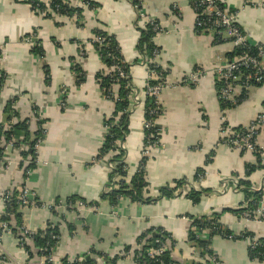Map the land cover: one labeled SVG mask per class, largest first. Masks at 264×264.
I'll use <instances>...</instances> for the list:
<instances>
[{"label":"crops","instance_id":"obj_1","mask_svg":"<svg viewBox=\"0 0 264 264\" xmlns=\"http://www.w3.org/2000/svg\"><path fill=\"white\" fill-rule=\"evenodd\" d=\"M69 1L71 6H78L74 0ZM89 1L96 7L79 6L83 9V26L78 27L74 18L46 19L35 14L26 0H0V69L7 77L0 90V125L4 122L5 104L14 98L13 109L21 118L31 117V110L36 107L45 120L36 166L27 172L25 180L26 189L43 206L22 211L23 224L30 232L43 230L48 222L58 225L60 239L54 264H61L64 258L69 264H84L86 257V262L107 264L98 254L110 259L122 255L125 247L133 248L140 236L152 230L169 233L177 242L175 257L191 260L193 251L186 242L190 218L237 210L244 194L224 191L223 182L236 178L252 185L261 176L259 170L245 176L246 167L254 166L255 156L222 145L220 132L222 122L234 130L264 114V85L251 87L240 105L221 111L216 69L228 59L233 45L227 33L220 43L210 34L196 33V17L188 0H138L144 18L137 23L136 12L127 0ZM218 1L238 13L237 22L247 38L264 50V0ZM148 20H156L161 28L154 38L161 49L156 63L168 74L159 97L163 113L155 121L160 129L159 145L151 150L145 164L148 190L144 196L156 199L160 189L173 187L175 181L184 179L194 189L212 191L203 195L198 204L184 195L149 204L122 197L113 207L101 198L109 169L104 161L95 158L106 133L103 121L113 114L114 104L101 95L95 80L104 67L89 40L94 29L106 31L116 38L125 61L131 63L138 56L135 23L143 26ZM32 34L34 42L39 41L43 47L42 60L30 53L31 46L25 42ZM261 60L264 64V53ZM74 65L86 75L80 86L75 84ZM44 66L49 69V84L45 83ZM196 73L199 75L195 81L184 84L183 79ZM131 78L133 87L143 93L145 68L135 65ZM143 115L144 97L131 111L129 134L124 142L129 176L135 174L141 159ZM258 144L264 146V132L259 135ZM21 147L8 150L6 166L0 163V216L4 213L3 195L23 182L22 170L18 168L20 151L25 149L23 142ZM211 152V161L206 164ZM198 169L204 171V178L196 184L193 178ZM68 198L78 199L77 207L69 208ZM52 206L56 216L50 210ZM221 222L235 234L248 231L264 238V224L239 221L231 212H224ZM0 240V247L11 262L25 263L26 254L11 233L3 234ZM211 250L222 264H259L249 259L245 240L214 237ZM115 264L135 262L129 256Z\"/></svg>","mask_w":264,"mask_h":264},{"label":"trees","instance_id":"obj_2","mask_svg":"<svg viewBox=\"0 0 264 264\" xmlns=\"http://www.w3.org/2000/svg\"><path fill=\"white\" fill-rule=\"evenodd\" d=\"M19 2L20 0H14ZM86 3L87 7L92 9L96 7V4L89 0H81ZM130 2L137 14L142 10L141 3L138 0H127ZM190 7L201 0H188ZM26 3L30 6L31 10L37 14L42 15L46 19H52L54 16H65L68 18H76V26H83V9L75 8L70 5L69 0H26ZM47 3V4H46ZM216 7L219 9L227 10L235 13L233 9H229L226 5L220 1H215ZM202 7L196 9L201 12ZM50 10V11H49ZM194 13L196 12L193 10ZM196 15V13H195ZM138 17V15H137ZM137 23V22H136ZM135 23L136 30L138 32V39L136 44L137 58L129 63L126 62L120 46L113 35H110L102 29H94L92 32V38L89 43L95 49L99 56L100 62L104 69L95 76V80L99 86L101 95L113 102L114 111L113 114L103 121L106 128L103 144L95 158L96 161H104L107 165L111 163L114 165L113 170H110L107 176V183L105 190L101 196L102 199L108 200L111 206L115 207L122 197H128L131 201L138 204H149L162 198H176L184 195V197L190 200L193 204H198L203 195L212 193L211 190L194 189L190 186L187 180L175 181L173 187H165L160 189L158 198L145 197L144 193L148 190V184L145 180V164L146 158H141L139 161V167L136 173L129 176L127 173V165L125 164V150L119 147L120 143L125 142V137L129 134V118L131 115L129 106V94L130 88L133 86L131 78V69L137 65L140 61L145 59V70L149 76L161 77L164 82L168 74L167 69H163L156 63V58L160 54L161 49L155 45L154 38L160 31V26L156 20L149 21L143 26H138ZM237 25L240 31L245 35L243 29ZM196 33H206L199 28L195 27ZM225 34V33H224ZM216 43L222 42V36L212 34ZM246 36V35H245ZM28 37V36H27ZM247 37V36H246ZM231 42V40H230ZM82 46V44H80ZM82 48V47H81ZM258 45L253 44L247 38V44L245 46L233 47L232 52L228 55V59H233L235 56H241L244 53L248 55H256ZM30 53L39 59L44 58V51L41 43L37 41L34 46L30 47ZM81 54L84 56V51L81 50ZM1 58V51H0ZM74 60H72L73 62ZM45 76V83L49 84L50 74L47 66L43 67ZM72 72L75 76L76 86H80L86 78L84 71L77 65H74ZM120 74H123L121 76ZM6 73L0 69V90L4 86L6 80ZM186 79V78H185ZM183 79V81L185 80ZM159 83L155 79L149 77L147 80V86L152 87ZM182 83V82H181ZM222 82L217 79L216 89L217 95L222 88ZM262 84L251 85V87H260ZM250 87V88H251ZM116 89V91L114 90ZM249 88V89H250ZM242 91L235 104H222L219 100V106L221 111L233 109L240 105L246 98L248 91ZM147 91V90H146ZM16 98L7 101L3 109L4 122L0 125V144H8L12 139L17 140L12 143V149H19L21 142L25 146L24 150L20 151L21 161L18 168L22 170L23 182L19 186L12 187L9 190L4 201V213L0 216V223L7 225V228L11 232L14 238L18 240V246L24 250L27 255L25 264H39L40 259L47 257L50 254L51 249H55L59 243L60 233L58 225L48 222L43 230L36 231L34 233L25 232L23 224V214L20 211V201L18 199L21 191L26 189L25 180L27 178V172L34 169L36 166V149L35 146L38 141L44 137L43 125L45 120L39 116L38 109L33 107L31 117L21 118L20 115L13 109V104ZM155 98L150 97L148 94L144 100V121L150 122L152 126L149 129H144L143 146L154 144L160 140V129L155 124L156 119L163 113L161 106L155 104ZM264 105V104H263ZM157 109V114H150L151 111ZM35 121V129H31V123ZM244 128H236L234 131H243ZM158 132V133H157ZM157 133V134H156ZM20 138L22 141L20 142ZM30 150L31 153H27ZM3 151L4 147L0 146V163L3 165ZM213 152L206 159V164L210 163ZM254 166H247L245 170V176H250L255 171ZM204 177V171L198 169L194 175L193 182L199 180L198 176ZM238 184L241 192L244 194L245 199H256V194L250 191L251 184L245 180H238ZM115 186L117 188H115ZM186 189V190H185ZM182 190H185L183 193ZM36 204L40 207L42 204L39 199L35 197ZM75 198H68L66 201L68 204L74 203ZM85 203L83 200H79ZM58 202V201H57ZM96 207L97 204H88ZM53 215L56 216L54 207H50ZM224 212H231L237 214L236 210H223L221 212H211L208 215L190 218V225L187 233L186 242L189 248L193 251V259L191 260H179L175 257L174 251L177 246V242L172 236L163 231L155 230L149 231L136 240V245L132 247H125L123 253L131 252L132 258L135 264H212L210 258L215 257V254L211 250V241L214 237H221L223 239H230L233 241L245 240L246 237H254V235L248 231L239 235L234 234L226 226L221 223V215ZM69 231H72V227L68 226ZM207 230L208 235L205 238L199 235ZM1 231V229H0ZM1 233V232H0ZM260 242H264V238H259ZM166 245L167 250L160 255H151L149 250H156L161 245ZM260 248L251 251L248 248V256L250 260H254L255 254L259 252ZM93 252V251H92ZM107 264H115L117 260L123 259L125 256L119 255L112 259L99 255ZM43 264H50L44 261ZM61 264H69L66 259L61 260ZM72 264H81V262H74ZM84 264H95L94 260L85 262Z\"/></svg>","mask_w":264,"mask_h":264},{"label":"built area","instance_id":"obj_3","mask_svg":"<svg viewBox=\"0 0 264 264\" xmlns=\"http://www.w3.org/2000/svg\"><path fill=\"white\" fill-rule=\"evenodd\" d=\"M74 1L78 3V6H72V7L81 8L79 7L81 4L83 6H87L86 3H83L81 0H74ZM215 1L216 0H201L199 1V3H196V5L193 6V10L195 11L196 9L200 7L203 8L201 12H198V11L195 12L196 13L195 27L201 29L202 31H205L206 33L210 35L216 34L218 36H223L224 33H227L229 35V38L232 42L233 47L245 46L247 44V37L240 31L237 25L238 13L237 12L233 13L227 10H223V9L221 10L217 8ZM73 18L76 20L75 17ZM143 18H144L143 9L140 11L139 14H137L136 12V22L141 21ZM149 21H152V20H148L147 22ZM160 31H161V28H160ZM34 36L35 35L32 34L31 36L25 39V42L31 47L34 46V43H35ZM0 51H1V48H0ZM263 53H264V50L261 47H259L257 48L256 55H248L247 53H244L239 57L235 56L233 59H227L223 65L217 67L216 69L217 79H219L223 84L222 88L220 89L218 93V100L222 104L229 103L232 105V104L237 103L238 97L241 95L242 91H247L253 84L264 85V64L262 63V60H261ZM144 61L145 59H143V62L140 61L137 65H140L145 68ZM146 74H147V80L149 79V77H151L152 79L159 81V83L155 86L148 87L147 80H146L145 89L143 93L140 91H137L132 86L130 88V94H129L130 111H132L137 105H139L143 101V97L145 100V97L147 94L150 97L155 98L156 105L161 106L159 103V97H160V94L163 88L166 86L165 80L163 82L162 81L163 79L161 77L149 76L147 71H146ZM120 75L123 76V74H120ZM198 75L199 73H196L186 78L184 80V84L195 81L198 78ZM150 114H157V109L151 111ZM151 126L152 124L150 122L143 121V133H144V129H149ZM263 132H264V114H258L251 121V123L248 126L244 127V130L240 132L230 129L224 122H222V126H221V132H220L221 144L235 151H239L242 153L248 152L254 155L256 159L255 164H254V167L256 168L255 170L261 171L260 178L257 179V181H255L250 186V191L255 193L257 198L256 199H253V198L245 199L244 198L236 210L238 211V213L235 214L236 218L239 221H242L245 223L253 222L257 224H264V146L258 144V137ZM44 136H45V130H44ZM143 139H144V136H143ZM42 140L38 141V143L35 146L36 156H37V148ZM16 141L17 140L12 139L11 142L8 144H5V143L0 144L1 147H4L3 162L5 164L3 165L1 163L3 166H6L7 164L6 158H7L8 150L12 148L11 147L12 143ZM158 145H159V141L155 142L154 144L147 145L145 147L142 146L141 158H146V161H147V158L149 157L151 150L158 147ZM119 147L125 150L124 143H120ZM20 148H22L21 145H20ZM107 167L110 171V170H113L114 165L111 163H108ZM138 167L139 166H137L136 171ZM198 178L199 180L194 183L196 184L201 183L204 177L199 175ZM190 186L194 188L193 185H190ZM115 188L117 187L115 186ZM222 188L224 191H229V190H231L232 192L241 191L239 184H238V179L236 178H233L228 181H224L222 184ZM183 191L184 190H182V192ZM8 192L9 191H6V193L3 195V204H4V201H5V198ZM18 199L20 201V211H26L28 209L38 207L36 204L35 197L32 196V194L29 193L27 189H24L23 191L20 192ZM68 205H69L68 207L71 209L77 207V204L75 202L70 203ZM42 206L43 205H41L40 207ZM0 229H1L0 238L3 234L11 233L9 229L7 228V225L4 223H0ZM25 232L34 233V232H30L29 230H27V228H25ZM244 232L246 231H243L242 233ZM239 234H236V235H239ZM207 235H208L207 230H204L199 236L202 238H205ZM245 241L247 242L248 248L251 251H254L260 248L259 252L255 254V258L253 261L258 262L259 264H264V242L263 243L260 242L259 238L255 236L246 237ZM0 244H1V240H0ZM56 249L57 248L51 249L50 254L47 257L40 259V262L44 263V261H47L50 264H54V261H55L54 254L56 252ZM166 250H167V246L164 244V245H161L159 249L149 250V253L151 255L158 256L161 253L165 252ZM123 255L125 257L132 256L131 252L126 253V254L123 253ZM210 261L212 262V264H222L216 255L215 257L210 258ZM0 263L25 264V263L11 262L6 257V255L3 253L1 247H0Z\"/></svg>","mask_w":264,"mask_h":264},{"label":"water","instance_id":"obj_4","mask_svg":"<svg viewBox=\"0 0 264 264\" xmlns=\"http://www.w3.org/2000/svg\"><path fill=\"white\" fill-rule=\"evenodd\" d=\"M28 153H31L30 151ZM89 259V257H86L84 261H82V263H85L87 260ZM109 264V263H108Z\"/></svg>","mask_w":264,"mask_h":264},{"label":"rangeland","instance_id":"obj_5","mask_svg":"<svg viewBox=\"0 0 264 264\" xmlns=\"http://www.w3.org/2000/svg\"><path fill=\"white\" fill-rule=\"evenodd\" d=\"M229 191H231V190H229Z\"/></svg>","mask_w":264,"mask_h":264}]
</instances>
